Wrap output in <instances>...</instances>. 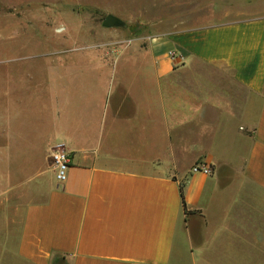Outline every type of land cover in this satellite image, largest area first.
<instances>
[{
  "label": "crops",
  "instance_id": "crops-1",
  "mask_svg": "<svg viewBox=\"0 0 264 264\" xmlns=\"http://www.w3.org/2000/svg\"><path fill=\"white\" fill-rule=\"evenodd\" d=\"M141 19L131 43L52 51L93 55L95 75L35 85L31 138L0 124V179L49 178L10 235L16 258L264 264V0H181L173 25ZM58 145L72 152L62 184Z\"/></svg>",
  "mask_w": 264,
  "mask_h": 264
},
{
  "label": "rangeland",
  "instance_id": "rangeland-1",
  "mask_svg": "<svg viewBox=\"0 0 264 264\" xmlns=\"http://www.w3.org/2000/svg\"><path fill=\"white\" fill-rule=\"evenodd\" d=\"M179 1L0 0V124L7 125L12 137L17 132L24 139L31 138L33 111L44 107L42 98L46 95L44 90L34 91L35 85H44L49 76L78 71L95 75L93 64L83 61H90L93 55L86 56L77 48L67 53L52 51L115 40L118 44L131 43L147 28V20L141 19L144 11L152 18L150 22L166 17L167 25H173ZM109 14L122 24L104 26ZM49 161L52 164L50 154ZM2 167L0 164V171ZM19 169L24 171L23 165ZM48 182L46 172L36 179H0V264H25L16 258L14 244H9L10 235L13 240L22 221L23 206L40 198L42 184Z\"/></svg>",
  "mask_w": 264,
  "mask_h": 264
},
{
  "label": "built area",
  "instance_id": "built-area-1",
  "mask_svg": "<svg viewBox=\"0 0 264 264\" xmlns=\"http://www.w3.org/2000/svg\"><path fill=\"white\" fill-rule=\"evenodd\" d=\"M170 55L173 59L177 58L176 52H171ZM49 154L52 166L56 172V180L58 184H62L67 178L68 169L72 161V152L63 145H58L53 147ZM212 171V167L203 162L196 163L192 168V172H203L205 174H211Z\"/></svg>",
  "mask_w": 264,
  "mask_h": 264
},
{
  "label": "water",
  "instance_id": "water-1",
  "mask_svg": "<svg viewBox=\"0 0 264 264\" xmlns=\"http://www.w3.org/2000/svg\"><path fill=\"white\" fill-rule=\"evenodd\" d=\"M121 24L122 22L120 21V19L113 14L107 15L103 21V25L106 27H112V26L121 25Z\"/></svg>",
  "mask_w": 264,
  "mask_h": 264
},
{
  "label": "trees",
  "instance_id": "trees-1",
  "mask_svg": "<svg viewBox=\"0 0 264 264\" xmlns=\"http://www.w3.org/2000/svg\"><path fill=\"white\" fill-rule=\"evenodd\" d=\"M181 197H182V201H183V206H184L186 212L189 213L190 211L187 209V204L185 201L184 184H181Z\"/></svg>",
  "mask_w": 264,
  "mask_h": 264
}]
</instances>
